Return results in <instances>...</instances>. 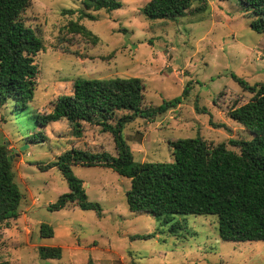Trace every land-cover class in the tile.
Returning a JSON list of instances; mask_svg holds the SVG:
<instances>
[{"label":"rangeland","instance_id":"rangeland-1","mask_svg":"<svg viewBox=\"0 0 264 264\" xmlns=\"http://www.w3.org/2000/svg\"><path fill=\"white\" fill-rule=\"evenodd\" d=\"M148 1L122 0L115 11H89L95 17L91 21L82 17L79 0H31L22 19L44 49L34 58L38 74L24 115L49 113L57 97L71 94L78 79L140 78L144 108L180 97L189 83V93L175 109L123 126L121 135L134 160L171 162L168 143L195 137L225 143L238 152L229 141L251 136L226 113L247 103L253 94L233 76L249 86L264 82V33L250 28L255 16L236 0H206L208 8L201 14L176 21L149 20L141 14ZM71 21L83 25L96 40L69 33ZM23 119L14 118L10 105L0 107V144L9 150L22 193L19 217L0 227V262L264 264V242L222 241L214 216H175L163 223L150 214L129 212L125 194L130 182L109 168L71 167L83 182L87 200L101 207L100 216L74 204L48 210L68 187L56 168L46 166L73 148L114 156V142L96 125L83 124L77 138L65 121L40 128L34 118L33 126ZM220 124L224 127L216 126ZM35 133H42L45 141L33 143L30 137ZM41 224L51 226L54 235L41 238ZM39 247H59L61 258L41 260Z\"/></svg>","mask_w":264,"mask_h":264},{"label":"trees","instance_id":"trees-1","mask_svg":"<svg viewBox=\"0 0 264 264\" xmlns=\"http://www.w3.org/2000/svg\"><path fill=\"white\" fill-rule=\"evenodd\" d=\"M79 1L82 17L91 21L95 17L89 11L109 13L119 9L122 2ZM236 1L255 16L250 28L257 34L264 33V0ZM30 4L31 0H0V107L10 105L15 119L24 117L22 121L28 119L33 126L30 120L34 118L40 128L65 121L77 138L81 136L83 124L99 126L102 132L112 136L115 148L114 156L104 151L90 153L73 148L46 166L47 170L56 168L68 187V192L61 194L48 210L58 211L74 204L100 216L101 207L87 200L83 182L72 174L71 167L109 168L129 180L125 203L133 214H150L163 223L175 216L211 215L217 219L218 236L222 241L264 242V82L249 86L233 76L244 91L253 94L247 103L226 113L229 120L251 136L229 141L238 152L227 148L225 143L213 144L195 137L168 143L171 162H136L121 135L123 126L138 118L151 120L175 109L189 93L190 84L184 87L180 97L163 101L157 107L144 108L140 78L78 79L72 85L71 94L57 97L49 113L29 118L24 114L32 101L38 74L34 58L44 49L41 39L22 19ZM193 4L196 6L192 7ZM207 8L206 0H149L141 14L149 20L176 21L201 14ZM67 30L96 40L77 22L71 21ZM119 112L124 114L117 118ZM30 138L33 143L45 141L42 133L32 134ZM9 157L7 146L0 144V227L19 217L22 200ZM39 235L49 238L54 232L51 226L41 224ZM37 253L41 260H58L62 250L39 247ZM86 264L96 263L88 260Z\"/></svg>","mask_w":264,"mask_h":264},{"label":"water","instance_id":"water-1","mask_svg":"<svg viewBox=\"0 0 264 264\" xmlns=\"http://www.w3.org/2000/svg\"><path fill=\"white\" fill-rule=\"evenodd\" d=\"M9 160L11 161V157H9Z\"/></svg>","mask_w":264,"mask_h":264}]
</instances>
